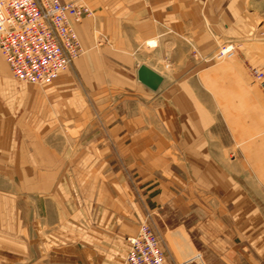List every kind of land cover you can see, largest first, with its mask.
Instances as JSON below:
<instances>
[{"label": "crops", "instance_id": "crops-1", "mask_svg": "<svg viewBox=\"0 0 264 264\" xmlns=\"http://www.w3.org/2000/svg\"><path fill=\"white\" fill-rule=\"evenodd\" d=\"M59 1L90 13L69 70L48 86L0 73V264H122L146 203L228 225L243 264H264L258 109L237 65L206 62V26L248 31L243 0Z\"/></svg>", "mask_w": 264, "mask_h": 264}, {"label": "built area", "instance_id": "built-area-1", "mask_svg": "<svg viewBox=\"0 0 264 264\" xmlns=\"http://www.w3.org/2000/svg\"><path fill=\"white\" fill-rule=\"evenodd\" d=\"M89 15L85 6L73 2L0 0V56L11 77L28 84L55 81L82 54L72 24ZM236 50L234 43H228L214 58L230 59ZM249 76L264 88L260 70L250 68ZM125 241L127 250L122 264H176L168 261L155 234L144 222Z\"/></svg>", "mask_w": 264, "mask_h": 264}, {"label": "rangeland", "instance_id": "rangeland-1", "mask_svg": "<svg viewBox=\"0 0 264 264\" xmlns=\"http://www.w3.org/2000/svg\"><path fill=\"white\" fill-rule=\"evenodd\" d=\"M243 5L245 25L248 31L242 32L238 36L229 32L213 31L206 26V35L214 43L211 54L206 56V62L211 66L228 63L240 68L244 89L252 97L253 108L258 109L257 117H255V120L258 121V128L253 135L264 136V88L256 84L249 76L250 68H256L264 75V0H243ZM228 43H234L237 46L235 56L230 59L216 60L215 54ZM146 44L153 46L154 42L148 41ZM70 66L61 74L68 71ZM6 67L0 56V73L8 74L9 71ZM12 80L28 84L18 82L13 78ZM55 81L48 84L29 85L48 86ZM0 82L3 84L5 80L1 79ZM214 114L217 119H222L218 110ZM211 131H220L221 134L229 136L233 134L234 129L221 127ZM166 180L164 177V181ZM165 194L166 198L168 195ZM147 204H145V208H140L143 212L142 219H136L137 217L133 215L132 218L136 220L134 224L138 228L144 222L150 227L169 262L180 264L190 258V262L188 261L186 264H243L234 248L232 229L228 225L224 224L223 227H220L216 222L207 220L206 217L199 214L185 218L183 209L170 207L168 203H165L161 208H154L150 203V205ZM176 229H178L180 237L172 238L170 233ZM218 229L222 233L221 236H219ZM66 258L65 262H71L72 257Z\"/></svg>", "mask_w": 264, "mask_h": 264}, {"label": "water", "instance_id": "water-1", "mask_svg": "<svg viewBox=\"0 0 264 264\" xmlns=\"http://www.w3.org/2000/svg\"><path fill=\"white\" fill-rule=\"evenodd\" d=\"M137 80L149 90L155 91L160 85L162 78L146 66L140 65L137 69Z\"/></svg>", "mask_w": 264, "mask_h": 264}, {"label": "bare ground", "instance_id": "bare-ground-1", "mask_svg": "<svg viewBox=\"0 0 264 264\" xmlns=\"http://www.w3.org/2000/svg\"><path fill=\"white\" fill-rule=\"evenodd\" d=\"M147 45V44H146ZM148 46V45H147ZM227 111V110H226Z\"/></svg>", "mask_w": 264, "mask_h": 264}]
</instances>
